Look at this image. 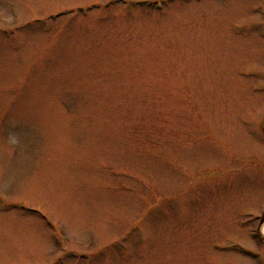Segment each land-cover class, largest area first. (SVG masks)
I'll list each match as a JSON object with an SVG mask.
<instances>
[{
    "label": "rangeland",
    "instance_id": "1",
    "mask_svg": "<svg viewBox=\"0 0 264 264\" xmlns=\"http://www.w3.org/2000/svg\"><path fill=\"white\" fill-rule=\"evenodd\" d=\"M263 36L250 0H0V264H264Z\"/></svg>",
    "mask_w": 264,
    "mask_h": 264
},
{
    "label": "flooded vegetation",
    "instance_id": "2",
    "mask_svg": "<svg viewBox=\"0 0 264 264\" xmlns=\"http://www.w3.org/2000/svg\"><path fill=\"white\" fill-rule=\"evenodd\" d=\"M250 2L264 5V0H250ZM257 132L259 134H257ZM250 137L253 138L254 142L257 143V147L259 148L257 150L253 149L251 153L246 155L244 153L235 155L238 168L235 169L234 179L236 180L237 186H240L241 183H248L247 181L252 179L256 181V183H261L262 181V188L264 189V113L259 120V125L256 126V131L255 129L253 130V133L251 131ZM245 156L248 158L247 165L241 164L244 161ZM250 192L251 193H248L246 197L247 202L249 203L253 198V191ZM254 193L260 192L257 191ZM237 225L246 226V228L251 230L252 233L250 232L249 236L250 240L256 241L258 245L264 247V241L261 239V235H264V202L259 206V208L256 209V213L248 211L245 221H239Z\"/></svg>",
    "mask_w": 264,
    "mask_h": 264
},
{
    "label": "water",
    "instance_id": "3",
    "mask_svg": "<svg viewBox=\"0 0 264 264\" xmlns=\"http://www.w3.org/2000/svg\"><path fill=\"white\" fill-rule=\"evenodd\" d=\"M261 239H262V241H264V235H261Z\"/></svg>",
    "mask_w": 264,
    "mask_h": 264
}]
</instances>
